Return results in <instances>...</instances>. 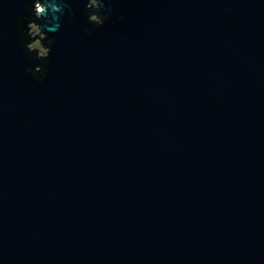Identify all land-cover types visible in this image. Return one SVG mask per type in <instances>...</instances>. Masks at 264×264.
<instances>
[{
    "label": "water",
    "instance_id": "1",
    "mask_svg": "<svg viewBox=\"0 0 264 264\" xmlns=\"http://www.w3.org/2000/svg\"><path fill=\"white\" fill-rule=\"evenodd\" d=\"M41 2L0 0V264H264V0Z\"/></svg>",
    "mask_w": 264,
    "mask_h": 264
},
{
    "label": "clouds",
    "instance_id": "2",
    "mask_svg": "<svg viewBox=\"0 0 264 264\" xmlns=\"http://www.w3.org/2000/svg\"><path fill=\"white\" fill-rule=\"evenodd\" d=\"M85 6L88 8V13L91 12V15L87 16V22H88V17H95V16H100L105 13L108 14L110 17V13L108 11H101V0H86ZM33 7L35 9V13L37 17H44L45 13L47 12V4L42 3L41 0H33ZM62 10V5L60 8L57 9V11ZM119 17H117V20ZM70 19V18H68ZM36 30L39 31V27L36 26ZM21 43V41H20ZM52 50V49H51Z\"/></svg>",
    "mask_w": 264,
    "mask_h": 264
},
{
    "label": "rangeland",
    "instance_id": "3",
    "mask_svg": "<svg viewBox=\"0 0 264 264\" xmlns=\"http://www.w3.org/2000/svg\"><path fill=\"white\" fill-rule=\"evenodd\" d=\"M93 19H98V17H93ZM36 26H37V24H35V23H31L30 25H29V27H30V34H31V37H35L36 35H38L39 33H40V30L39 31H37L36 30ZM36 30V31H35ZM43 35L42 34H40V38L42 37ZM28 46H29V48H31V49H37V52H38V54H41V55H47V53H48V49L46 50L45 48H44V46L41 44V41H40V39L39 38H36V39H34L33 41H31L29 44H28Z\"/></svg>",
    "mask_w": 264,
    "mask_h": 264
},
{
    "label": "bare ground",
    "instance_id": "4",
    "mask_svg": "<svg viewBox=\"0 0 264 264\" xmlns=\"http://www.w3.org/2000/svg\"><path fill=\"white\" fill-rule=\"evenodd\" d=\"M96 17H98V16H96ZM94 20H99V17H98V19H94ZM46 50H47V48H45ZM41 55V54H40Z\"/></svg>",
    "mask_w": 264,
    "mask_h": 264
}]
</instances>
